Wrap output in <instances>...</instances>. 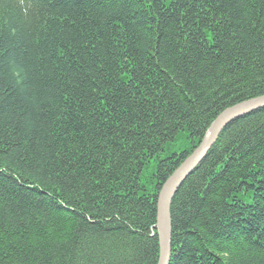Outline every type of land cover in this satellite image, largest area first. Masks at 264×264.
I'll list each match as a JSON object with an SVG mask.
<instances>
[{
  "label": "trees",
  "instance_id": "1",
  "mask_svg": "<svg viewBox=\"0 0 264 264\" xmlns=\"http://www.w3.org/2000/svg\"><path fill=\"white\" fill-rule=\"evenodd\" d=\"M264 96V0H0V264H157L164 182ZM169 264H264V107L170 205Z\"/></svg>",
  "mask_w": 264,
  "mask_h": 264
},
{
  "label": "water",
  "instance_id": "2",
  "mask_svg": "<svg viewBox=\"0 0 264 264\" xmlns=\"http://www.w3.org/2000/svg\"><path fill=\"white\" fill-rule=\"evenodd\" d=\"M264 107V96L242 102L223 111L209 126L200 145L164 182L157 199V218L154 228L159 240L157 264H169L171 255V217L170 205L180 185L203 160L215 144L221 131L231 121Z\"/></svg>",
  "mask_w": 264,
  "mask_h": 264
},
{
  "label": "bare ground",
  "instance_id": "3",
  "mask_svg": "<svg viewBox=\"0 0 264 264\" xmlns=\"http://www.w3.org/2000/svg\"><path fill=\"white\" fill-rule=\"evenodd\" d=\"M239 104H241V103H239ZM239 104L233 105V106L229 107L228 109H231V108H233L234 106H237V105H239ZM262 108H263V107H262Z\"/></svg>",
  "mask_w": 264,
  "mask_h": 264
}]
</instances>
